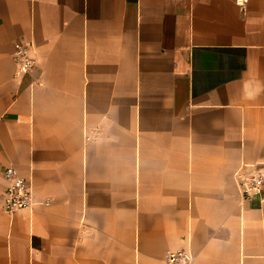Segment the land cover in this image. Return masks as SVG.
Masks as SVG:
<instances>
[{"label":"crops","instance_id":"1","mask_svg":"<svg viewBox=\"0 0 264 264\" xmlns=\"http://www.w3.org/2000/svg\"><path fill=\"white\" fill-rule=\"evenodd\" d=\"M241 162L264 170V0H0V264H264Z\"/></svg>","mask_w":264,"mask_h":264},{"label":"built area","instance_id":"2","mask_svg":"<svg viewBox=\"0 0 264 264\" xmlns=\"http://www.w3.org/2000/svg\"><path fill=\"white\" fill-rule=\"evenodd\" d=\"M244 6L247 0H235ZM15 76L28 73L34 66V58L30 53V45L17 43L13 51ZM3 175L6 185L2 193L3 208L8 214H14L20 209L34 207V195L28 180L20 176L13 166H5ZM240 195L243 198L255 197L264 188V170L261 166H251L240 163L234 170ZM194 255L186 247H177L169 252L166 264H193Z\"/></svg>","mask_w":264,"mask_h":264},{"label":"bare ground","instance_id":"3","mask_svg":"<svg viewBox=\"0 0 264 264\" xmlns=\"http://www.w3.org/2000/svg\"><path fill=\"white\" fill-rule=\"evenodd\" d=\"M27 210H32V208H29V209H27Z\"/></svg>","mask_w":264,"mask_h":264},{"label":"rangeland","instance_id":"4","mask_svg":"<svg viewBox=\"0 0 264 264\" xmlns=\"http://www.w3.org/2000/svg\"><path fill=\"white\" fill-rule=\"evenodd\" d=\"M8 214V213H7ZM9 215V214H8ZM10 216V215H9ZM12 216V215H11Z\"/></svg>","mask_w":264,"mask_h":264}]
</instances>
